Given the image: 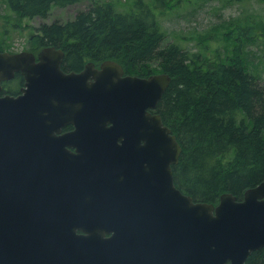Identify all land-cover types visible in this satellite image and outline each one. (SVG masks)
<instances>
[{
    "label": "water",
    "instance_id": "1",
    "mask_svg": "<svg viewBox=\"0 0 264 264\" xmlns=\"http://www.w3.org/2000/svg\"><path fill=\"white\" fill-rule=\"evenodd\" d=\"M64 57L55 46L37 56L0 51V93L16 73L25 78L20 94L0 95V264H128L129 251L138 260L158 253L161 264H244L264 247V181L242 200L227 192L217 204L175 185L181 144L159 113L147 111L157 107L168 74H125L114 60L67 72ZM69 122L75 129L59 134ZM66 137L101 149L85 176L101 224L62 221L54 203L62 194L51 190L58 171L33 156L32 140ZM141 138L142 157L125 152Z\"/></svg>",
    "mask_w": 264,
    "mask_h": 264
},
{
    "label": "trees",
    "instance_id": "2",
    "mask_svg": "<svg viewBox=\"0 0 264 264\" xmlns=\"http://www.w3.org/2000/svg\"><path fill=\"white\" fill-rule=\"evenodd\" d=\"M79 1L6 3L19 24L24 17L46 18L53 5ZM161 2L129 0L118 9L112 1L92 0L73 18L41 24L31 49H62L67 72L81 71L87 62L114 60L125 74H168L171 81L156 112L182 147L173 165L175 185L195 201L217 204L227 192L242 200L248 188L264 181V85L237 44L233 54L229 48L225 58L210 61L200 52L167 42L159 23ZM24 80L16 73L3 82L2 92L17 95ZM244 264H264V247L253 251Z\"/></svg>",
    "mask_w": 264,
    "mask_h": 264
},
{
    "label": "rangeland",
    "instance_id": "3",
    "mask_svg": "<svg viewBox=\"0 0 264 264\" xmlns=\"http://www.w3.org/2000/svg\"><path fill=\"white\" fill-rule=\"evenodd\" d=\"M101 1H112L122 9L123 2L129 0ZM91 3L92 0H81L67 6L53 5L46 18L24 17L17 24L18 18L6 0H0V47L10 52H33L28 47L41 24L66 21ZM159 10L163 12L159 23L167 42L200 52L210 61L225 58L229 48L233 54L237 44L250 70L260 76L259 82L264 85V0H162Z\"/></svg>",
    "mask_w": 264,
    "mask_h": 264
},
{
    "label": "flooded vegetation",
    "instance_id": "4",
    "mask_svg": "<svg viewBox=\"0 0 264 264\" xmlns=\"http://www.w3.org/2000/svg\"><path fill=\"white\" fill-rule=\"evenodd\" d=\"M43 47L45 46L37 49L36 56ZM23 84L25 85V80ZM23 86H20L18 94L21 93ZM1 94L5 93L2 92ZM156 108H147V111L155 113ZM74 129L75 124L69 122L61 126L59 134H65ZM119 142L121 143V141ZM145 143V139H136L135 145L125 149V152L135 156L140 154L142 157ZM32 144L38 145L36 151L33 152V156L47 160L49 162L47 165L52 169L50 173L58 171L54 180L57 186L52 187L51 190L62 194L61 200L54 202L58 205L57 210L61 216L60 219L73 224H101L105 222V219L94 209L97 206V203L93 200L95 197L92 195L95 188L88 177L85 179V176L96 167V158L101 152L100 147L94 145L96 142L91 139L66 137L44 140L34 139ZM152 212L153 209H150L148 213ZM77 233L82 234V230L77 229ZM112 234L106 233L105 236L109 237ZM127 238H131V234H128ZM138 258L139 260L137 257H133L131 251H129L128 264L138 262L140 264H161L158 253L143 252Z\"/></svg>",
    "mask_w": 264,
    "mask_h": 264
},
{
    "label": "bare ground",
    "instance_id": "5",
    "mask_svg": "<svg viewBox=\"0 0 264 264\" xmlns=\"http://www.w3.org/2000/svg\"><path fill=\"white\" fill-rule=\"evenodd\" d=\"M255 74V73H254ZM254 76V75H253Z\"/></svg>",
    "mask_w": 264,
    "mask_h": 264
}]
</instances>
